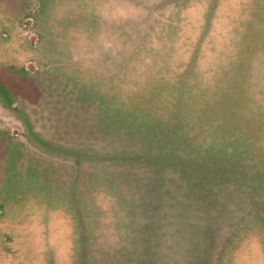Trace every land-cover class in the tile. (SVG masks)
Segmentation results:
<instances>
[{
    "label": "rangeland",
    "instance_id": "1",
    "mask_svg": "<svg viewBox=\"0 0 264 264\" xmlns=\"http://www.w3.org/2000/svg\"><path fill=\"white\" fill-rule=\"evenodd\" d=\"M19 23L40 88L1 114L0 264H264V0H35Z\"/></svg>",
    "mask_w": 264,
    "mask_h": 264
},
{
    "label": "crops",
    "instance_id": "2",
    "mask_svg": "<svg viewBox=\"0 0 264 264\" xmlns=\"http://www.w3.org/2000/svg\"><path fill=\"white\" fill-rule=\"evenodd\" d=\"M35 0H0V158H5L10 141L11 125L1 116L6 110L12 113L15 105L35 102L40 85L35 77L27 76L21 65L22 56L14 53L16 42L5 32L19 30L21 16ZM11 118V117H10ZM13 119V117L11 118Z\"/></svg>",
    "mask_w": 264,
    "mask_h": 264
},
{
    "label": "built area",
    "instance_id": "3",
    "mask_svg": "<svg viewBox=\"0 0 264 264\" xmlns=\"http://www.w3.org/2000/svg\"><path fill=\"white\" fill-rule=\"evenodd\" d=\"M33 11V10H32ZM34 12V11H33ZM33 22H34V17H33V13H29V15H27L23 21H22V27L24 29H30L33 26Z\"/></svg>",
    "mask_w": 264,
    "mask_h": 264
}]
</instances>
